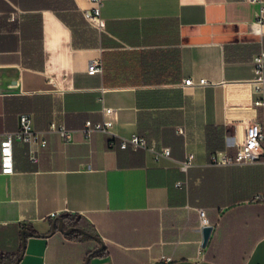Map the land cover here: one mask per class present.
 <instances>
[{
	"label": "crops",
	"instance_id": "1",
	"mask_svg": "<svg viewBox=\"0 0 264 264\" xmlns=\"http://www.w3.org/2000/svg\"><path fill=\"white\" fill-rule=\"evenodd\" d=\"M262 2L104 0L99 27L82 12L89 0H0V66L17 67L20 85L0 92V146L24 112L46 139L31 162L14 138L9 172L0 152V264H85L90 253L88 264H264V162L211 160L234 156L264 120L252 62L264 49ZM92 58L101 72H87ZM188 77L211 83L184 85ZM103 117L116 139L137 133L170 157L110 145L111 133L87 139L84 122ZM52 122L71 130L68 141ZM64 214L103 248L80 230L51 232ZM24 228L34 234L22 250Z\"/></svg>",
	"mask_w": 264,
	"mask_h": 264
},
{
	"label": "built area",
	"instance_id": "2",
	"mask_svg": "<svg viewBox=\"0 0 264 264\" xmlns=\"http://www.w3.org/2000/svg\"><path fill=\"white\" fill-rule=\"evenodd\" d=\"M91 4L87 7L82 8V12L85 18L91 23L102 27L104 25V17L101 16V7L104 0H89ZM257 29L261 33H264V2H262L256 13ZM255 78L257 80H263L264 78V49L255 53L252 58ZM102 61L99 58H92L88 62L87 72L94 74L102 71ZM211 82L206 78H199L193 80L188 77L183 80L184 85H203L210 84ZM255 92H263L262 87L255 86ZM255 106H264V98H256L253 101ZM104 114H111L113 108L104 107ZM112 120L109 117H103L99 121H92L87 119L84 122L82 131L84 136L89 139L90 135L94 131L111 133L112 137L109 141L110 145H117L119 148L130 147L136 149L138 147L145 148L151 152L153 159L159 161L161 158L170 157L171 150L167 146L158 145L156 143H148L146 137L137 133H133L129 136H119L116 139L115 134L111 131ZM50 131L58 132L64 140L68 141L71 136V130L63 124H57L52 122L49 126ZM14 138H19L23 142L29 145L28 155L31 162H37L39 160L40 147L46 144L44 137V130H37L33 126L32 114L24 112L19 115L18 129L15 132H7L4 134L1 140L0 152L3 160V171H12V145ZM194 158L193 153L189 152L185 158L179 161L180 168L186 170V168L192 163ZM211 160L217 164H246L264 162V120L260 123L259 128L255 131L247 133L244 140L237 145L234 156H229L225 151H216L212 156ZM183 185L182 180L176 182V186L181 187ZM201 223L205 224L208 222L205 212L203 209L199 210ZM57 214L52 212L49 216L55 217ZM162 260L168 262L170 258L163 256Z\"/></svg>",
	"mask_w": 264,
	"mask_h": 264
},
{
	"label": "water",
	"instance_id": "3",
	"mask_svg": "<svg viewBox=\"0 0 264 264\" xmlns=\"http://www.w3.org/2000/svg\"><path fill=\"white\" fill-rule=\"evenodd\" d=\"M6 74H12V84L11 86L7 85V82L4 81V75ZM20 85H19V70L17 67H11V66H0V92H7V91H19ZM56 229H59L63 233H69L75 230H80L83 233H86L88 235H91L93 238L98 240L101 244L98 246L94 251H99L101 248H103L104 244L101 240V238L98 235L92 234L86 230H84L81 227L78 226H69L66 227L64 224V219L62 216L58 217L57 219H53L51 221V232H54ZM212 230V225H204L202 227V242L201 245L204 246L209 238V235ZM34 234L30 230L24 228L21 230V239H22V250H24L25 247V238L26 235ZM91 253L86 256L85 264H88L90 259ZM18 259L15 261L17 263Z\"/></svg>",
	"mask_w": 264,
	"mask_h": 264
},
{
	"label": "trees",
	"instance_id": "4",
	"mask_svg": "<svg viewBox=\"0 0 264 264\" xmlns=\"http://www.w3.org/2000/svg\"><path fill=\"white\" fill-rule=\"evenodd\" d=\"M66 214L62 215L63 219L65 218ZM74 216L71 217V219H73ZM64 222H65V219H64ZM75 224V223H74ZM73 226V225H72ZM75 226V225H74ZM70 233H73V234H70V235H74L75 233L74 232H70ZM79 233V232H77ZM14 264H15V261H14Z\"/></svg>",
	"mask_w": 264,
	"mask_h": 264
}]
</instances>
